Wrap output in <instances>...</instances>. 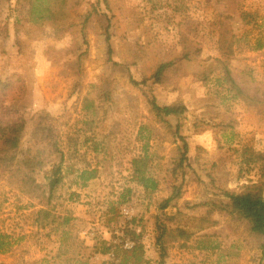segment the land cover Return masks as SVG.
Returning a JSON list of instances; mask_svg holds the SVG:
<instances>
[{
    "label": "rangeland",
    "instance_id": "obj_1",
    "mask_svg": "<svg viewBox=\"0 0 264 264\" xmlns=\"http://www.w3.org/2000/svg\"><path fill=\"white\" fill-rule=\"evenodd\" d=\"M16 1L0 0V72L22 70L23 57L32 61L34 87L20 111L25 118L23 143L36 158V176L45 182L50 165L61 160L65 172L71 166L96 167L99 172L88 186L72 187L80 199L62 207L86 246L81 250L68 241L60 247L56 236L37 239L31 233L36 226L27 220L33 201L0 180V230L10 237L0 251V264H80L86 259L103 264L113 257L108 253L116 225L132 236L143 235L138 227L151 230L153 241L146 253L155 259L154 201L172 190L176 177L180 196L162 218L170 226L186 222L222 244L202 250L192 241L187 247L176 243L169 250V264H264L261 237L244 222L217 210L209 225L206 207L190 206L216 199L213 194L221 189L241 190L264 180V113L225 99L228 93L196 77L220 56L219 29L225 22L234 39L231 75L246 93L264 100V0H70L69 30L24 27L22 53L15 40ZM84 27L85 39L73 44L74 33ZM186 50L193 52L192 58L184 57ZM170 61L160 82L150 78L158 64ZM152 97L163 106L184 104L186 111L167 116L168 126L152 109ZM141 127L150 136L151 148L163 156L157 171L161 189L150 201L145 189L131 180V159L143 144L138 139ZM181 136L187 141L188 164L185 171H172L184 142ZM128 186L136 222L129 224L121 215L108 222V200Z\"/></svg>",
    "mask_w": 264,
    "mask_h": 264
},
{
    "label": "trees",
    "instance_id": "obj_2",
    "mask_svg": "<svg viewBox=\"0 0 264 264\" xmlns=\"http://www.w3.org/2000/svg\"><path fill=\"white\" fill-rule=\"evenodd\" d=\"M70 0H25L22 4L16 1L14 12V27L16 34V44L19 45V53L23 52L22 28L29 26H46L51 31H68L72 26L73 16L70 12ZM26 23V25H25ZM6 31V27L4 28ZM4 33V32H3ZM0 31V35L3 34ZM68 33L62 36V40L68 39ZM41 37H43L40 34ZM85 27L74 33L76 45H81L80 38L85 39ZM71 40H68L70 42ZM67 42V41H66ZM233 32L225 22H221L218 36V50L220 56L215 59V63L209 69L196 74V77L204 82H213L215 87L228 93L225 99L232 97L234 100L243 101L248 106L256 107L260 113H264V100L260 101L255 96L246 93L242 87L234 80L229 70V60L234 53ZM59 49V48H58ZM61 51V49H59ZM58 50V51H59ZM76 51L79 50L77 47ZM200 52H195L198 55ZM193 52L186 50L184 57L192 58ZM40 57V50L37 51ZM24 66L22 70L14 68L9 73L0 72V180H5L8 185L18 189L21 193L28 196L33 203L27 213V220L36 230L32 231L37 239L42 236L59 238L60 247L68 241L71 247L86 248L81 243L78 236V228L73 224V218L68 211L63 210L65 202H74L80 199L76 189L72 187L88 186L90 181L98 176V168L69 167L64 171L63 160L54 162L50 165L45 174V182L38 180L36 176V158L32 156L31 147H24L23 137L25 131V118L22 116L24 100L34 86L31 85L33 72L30 70L27 57H23ZM170 62L158 64L150 78L155 82H160L163 77L164 69L170 66ZM8 67V66H6ZM29 69L25 72L23 69ZM9 69V67H8ZM220 69L219 74L217 70ZM10 70V69H9ZM28 73V74H27ZM216 74V77H212ZM214 78V80H213ZM135 84L137 82L133 81ZM139 85V84H137ZM152 109L160 120L171 126L167 116H181L186 111L184 104L166 105L159 104L155 97L150 99ZM180 123H177L176 131L178 133ZM144 128L141 127L138 139L142 141V147L139 152L132 156V176L131 180L136 186H142L146 192V198L149 201L153 195L161 189V178L158 176V169L162 166L163 156L153 150L150 146V136L146 137ZM183 145L178 146L179 154L173 161L172 171L179 169L185 171L187 166V141L183 136ZM96 147V146H95ZM96 151L99 148L96 147ZM66 192V193H65ZM132 187L128 186L117 198L112 197L108 200V222L115 221L119 218L121 206L132 202ZM181 193V185L178 178L172 184V190L164 196H158L155 199V205L158 208L156 215V241L155 248L158 256L155 259L149 258L146 253L144 244L139 236L136 237V244L133 248L128 249L116 245L114 256L111 259L104 260L103 264H169L167 258L170 248L176 243L187 247L192 241V246L197 249H215L221 246L222 240L217 236L209 233L198 234V230L192 228L186 222L175 225H168L165 221L167 209L175 206ZM216 199H207L201 202H195L193 206L206 207V221L215 211L225 212L233 219L245 223L250 232L261 237L260 248L264 256V180L252 181L244 185L241 190L221 189L213 194ZM67 209V208H66ZM215 222L209 220L208 224ZM201 226L199 230L204 229ZM10 237L3 234L0 230V251L3 250L7 239ZM75 244V245H74ZM90 250H96L95 247H88ZM263 263V261L261 262ZM80 264H89L88 259Z\"/></svg>",
    "mask_w": 264,
    "mask_h": 264
},
{
    "label": "built area",
    "instance_id": "obj_3",
    "mask_svg": "<svg viewBox=\"0 0 264 264\" xmlns=\"http://www.w3.org/2000/svg\"><path fill=\"white\" fill-rule=\"evenodd\" d=\"M120 215H121V218L129 224L136 222V209L134 206L128 203L124 204L121 207ZM137 232L143 234L142 236H139V235H136V236H139L141 242L144 244L145 249L147 250L150 247L151 242L153 241V238H152V241L150 238L152 231L144 230L143 228L138 227ZM84 233L88 234V231H84ZM115 233L116 235L112 240L113 241L112 247L108 255L114 256L116 245H120L125 248L131 249L136 244V237L129 235L124 231H121L118 225L115 226ZM97 257L99 258L100 256L98 255ZM102 258L105 259V257H102Z\"/></svg>",
    "mask_w": 264,
    "mask_h": 264
}]
</instances>
